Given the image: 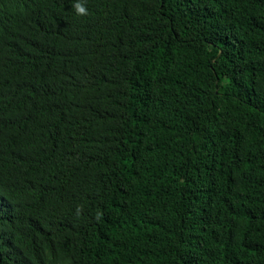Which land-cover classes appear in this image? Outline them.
Returning a JSON list of instances; mask_svg holds the SVG:
<instances>
[{
	"label": "trees",
	"instance_id": "trees-1",
	"mask_svg": "<svg viewBox=\"0 0 264 264\" xmlns=\"http://www.w3.org/2000/svg\"><path fill=\"white\" fill-rule=\"evenodd\" d=\"M0 0V264H264V0Z\"/></svg>",
	"mask_w": 264,
	"mask_h": 264
},
{
	"label": "clouds",
	"instance_id": "clouds-1",
	"mask_svg": "<svg viewBox=\"0 0 264 264\" xmlns=\"http://www.w3.org/2000/svg\"><path fill=\"white\" fill-rule=\"evenodd\" d=\"M72 8L75 11V13L79 15H84L88 13L86 0H73Z\"/></svg>",
	"mask_w": 264,
	"mask_h": 264
}]
</instances>
